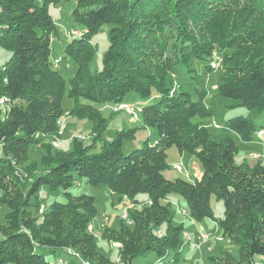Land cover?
Instances as JSON below:
<instances>
[{
    "label": "trees",
    "instance_id": "16d2710c",
    "mask_svg": "<svg viewBox=\"0 0 264 264\" xmlns=\"http://www.w3.org/2000/svg\"><path fill=\"white\" fill-rule=\"evenodd\" d=\"M62 1L69 0H0V48L11 52L0 64V190L6 194L10 184H16L15 178L20 179L15 169L25 175L27 184L24 191L17 188L11 197L5 195L1 201L9 211L4 214L7 223L0 222V264H85L83 260L87 264H119L120 260L122 264H134L136 257L148 253L164 263L168 253L173 251L175 258L184 243L180 237L182 225H172L170 205L165 200L171 193L184 199L192 218L212 219L222 239L237 247L238 259L224 252L228 261L216 259L214 264H264V163L256 160L254 165L235 164V140L226 136L216 141L197 123L198 118L208 119L213 112L206 103L205 86L193 92L182 86L170 91V72L179 65L191 71L189 82L202 83L203 74L199 75L188 63L203 59L207 51L190 45L177 53L175 63L170 58L158 62L148 52L154 32L161 29L163 6L176 9L182 23L203 21L216 14L204 20L206 24H216L208 28V33L230 50L224 53L226 68L217 93L247 108L261 110L264 0H74L71 17L81 28L80 32L70 30L72 39L64 49L77 65L68 81L50 59V39L57 28L48 7ZM240 16L259 26L243 31L248 23L242 24ZM230 23L233 26L222 28ZM105 24L110 26L109 43L101 70L92 74L89 63L94 48L90 37ZM129 92L144 100L158 96L141 108L140 117L137 114L143 128H155L158 136L153 145L124 152V141L133 140L138 128H121L107 140V117L101 108L109 107L112 114L118 111H113L118 104L130 106L125 100ZM65 93L73 100V106L66 110L62 107ZM64 113L87 119L95 132L88 144L73 139L69 151L53 152L43 137L58 139L57 121ZM223 127L248 142L255 124L235 116ZM260 130L264 127L257 133ZM40 141L43 146L39 147L44 150L39 159L42 171L29 175L27 168H19ZM172 145L199 159L203 169L200 178L188 181L164 177L168 167L165 150ZM75 174L91 185L104 184L119 200L123 195L135 200L140 193L148 198L144 206L129 213L132 225L120 223L118 229L108 233L110 240L119 243L117 262L97 251L96 239L88 232L90 222L98 215L94 197L67 191ZM42 186L64 190L66 200L53 201L39 215L42 202L38 192ZM211 195L223 203L222 218L214 217ZM39 248L53 253L61 249L72 259L57 255L47 260L37 251ZM256 256L262 258L256 261Z\"/></svg>",
    "mask_w": 264,
    "mask_h": 264
},
{
    "label": "rangeland",
    "instance_id": "374dc122",
    "mask_svg": "<svg viewBox=\"0 0 264 264\" xmlns=\"http://www.w3.org/2000/svg\"><path fill=\"white\" fill-rule=\"evenodd\" d=\"M75 6L74 0L62 1L58 4H51L48 7V12L54 21L57 32L52 35L51 41V53L50 59L61 58L60 62L56 65V69L63 75L66 81L72 77L76 70L75 61L65 52V46L71 41L70 30L72 28H81L77 25L72 17L71 11ZM165 5L160 9L161 15L159 17L161 29L158 32H154L152 47L148 50L149 53H153V59L160 62L167 58H170L172 63H175L177 53L181 52L186 47L193 45L202 52L207 51L204 58L201 60L191 59L188 63L189 67L194 68L195 72L201 77L202 83H196L195 81L189 82L188 75L191 71L187 69L185 65H179L171 73V93L176 91L180 86L186 90L193 92L194 88L201 89L205 86L207 91L206 103L212 108V116L207 118H198L197 123L206 128L209 133V137L216 141L223 140L226 136H230L236 142L237 153L235 156V164L243 165H254L256 160L252 158L255 153H260L264 156V138L261 139L260 134L258 135L257 130L260 127H264V108L261 110L250 109L242 105L238 100L224 97L217 93V85L221 81V77L225 72V52H230L223 44L211 39L208 33V28H214L215 23L206 24L204 20H209L216 17L206 16L203 21H186L182 23L180 16L176 14V9ZM218 7L221 5H217ZM227 5H224L226 7ZM223 7V8H224ZM239 6H237L238 9ZM222 9V8H221ZM242 24L248 23L243 31H247L248 27L259 26L252 21H246L240 16ZM227 26H233L231 23L223 25L225 29ZM109 25H102L91 37L90 42L94 48V54L92 60L89 63V68L92 74L99 72L102 68V60L104 53L108 46V29ZM264 31V29L262 30ZM186 37H191L192 40L187 42ZM146 50V51H147ZM227 50V51H225ZM197 53V52H196ZM11 52L0 48V64L7 60ZM156 54H159L156 56ZM209 67V69L205 68ZM191 81V80H190ZM158 96H153L149 99H140L133 92H129L125 96V100L130 104L129 109L133 110L132 117L125 110H121V105L113 107V111L118 110L115 113L110 108H101L103 116L107 117V127L104 131V138L111 140L114 138L116 132L123 128H138L135 132L134 139L131 141H124L123 149L124 152H128L134 148H140L141 146L148 144L153 145L157 139V130L152 127L142 126L140 118H137V114L140 117L141 108L147 104L156 101ZM73 104V100L68 98L65 93L62 100V107L66 110L69 109ZM235 116H243L251 119L255 124V129L251 133V141L244 142L236 134L227 131L223 124L229 118ZM215 122V123H213ZM92 129V125L87 119H78L73 116H69L68 113H64L60 122L58 123V139L52 140L51 137H43L45 142H48L54 150L69 151L71 149L72 140L78 139L85 144L90 141L91 135L95 132ZM258 135V136H257ZM259 137V138H258ZM197 140L199 135L196 136ZM52 141V144H51ZM242 141V142H241ZM43 143H36V148H32L29 152L30 158L26 161L22 167L27 168L29 175L35 176L42 171V166L39 163L40 156L44 153L42 147ZM99 147V143L95 150ZM1 154V153H0ZM166 162L168 164L167 169L163 171L165 178L175 180L180 178L183 180L193 181L195 178H200L203 169L199 159L188 153L180 152L175 145L165 150ZM6 159L3 158V161ZM174 164L181 165V171L178 172L174 169ZM30 165V166H29ZM11 168L14 170V165L11 162ZM18 166V165H17ZM13 172V171H12ZM20 179L15 178V185L10 184L8 192L3 193L0 190V222L7 223L4 214L9 209L1 204V201L7 197H11L17 188L24 191L27 184L24 183L25 175L20 173V170L15 169ZM16 174V173H15ZM21 176L23 179H21ZM31 179V178H29ZM28 179V181H29ZM26 181V180H25ZM72 195L87 194L94 197V204L98 208V215L93 218L88 227V232L94 235L96 239L97 251L102 253L107 259L112 261L113 259L117 262L119 259L118 249L119 243L110 240V229H118L120 223L125 224L121 215L124 212L130 216L131 211H135L137 208H141L146 204L148 198L146 194L140 193L136 196L135 200L128 199L126 196H122L121 200L115 194H112L104 184H98L96 186L89 184L84 177H79L75 174V181L67 190ZM38 196L42 202L37 213L42 215L45 207H47L53 201H65L66 195L64 190H50L48 186H42L38 192ZM137 200V201H136ZM166 202H169L172 215V225H182V234L180 237L184 240L182 248V255H185L186 260H189L190 264H214V260L223 259L228 261V257L224 255V252L231 254L233 259H238L237 247L229 244L226 238L222 239L221 231L216 224L210 218H203L202 220H196L189 214L187 203L176 193L168 194L165 198ZM31 200L30 202H32ZM210 205L213 209L214 217L216 219L223 217V203L221 200L216 199L214 195L210 197ZM42 209V210H41ZM43 211V212H42ZM182 211V212H181ZM42 212V213H41ZM34 213L33 215H35ZM37 215V214H36ZM34 217V216H33ZM126 225V224H125ZM207 233L208 239L206 242H200L199 233ZM180 250V249H179ZM37 251L42 252L47 260H53L57 255L66 256L61 249H58L56 253L50 252L48 249L39 248ZM170 257L167 261L162 264H172L170 260L173 256V251L169 252ZM68 260L72 257L66 256ZM212 257H215L212 258ZM217 257V258H216ZM221 257V258H220ZM179 256H173V263H177ZM262 257L256 256L255 260L258 261ZM148 261H151L148 263ZM155 255L148 253L145 256H138L133 260L134 264H154ZM83 262H86L83 260ZM12 264V263H5ZM161 264V263H160Z\"/></svg>",
    "mask_w": 264,
    "mask_h": 264
},
{
    "label": "built area",
    "instance_id": "2783aa9c",
    "mask_svg": "<svg viewBox=\"0 0 264 264\" xmlns=\"http://www.w3.org/2000/svg\"><path fill=\"white\" fill-rule=\"evenodd\" d=\"M72 32H80V29L79 28H75V31H72ZM52 40L53 39H50V43H51ZM60 60H61L60 56H59V58H53L51 60L53 66L56 67V65L60 62ZM120 105H121V110H125V112H128L129 114L133 115V110H130L128 105H125V104H120ZM213 123H215V122H213ZM263 138L264 137H261V139H263ZM255 160H258V161L264 163V156L261 155L260 153H255ZM121 218L123 219V221L125 222L126 225H132L133 222H134L131 216H126V212H125V214L121 215ZM88 227H91V226L89 225ZM206 234L202 233V232L199 233L200 242L203 240V237ZM153 263L154 264H160V258L155 259V261ZM119 264H122L121 260H120Z\"/></svg>",
    "mask_w": 264,
    "mask_h": 264
},
{
    "label": "bare ground",
    "instance_id": "6f19581e",
    "mask_svg": "<svg viewBox=\"0 0 264 264\" xmlns=\"http://www.w3.org/2000/svg\"><path fill=\"white\" fill-rule=\"evenodd\" d=\"M58 123L60 122V119L57 121ZM261 135V136H263L264 137V130H260V131H258V135ZM0 152H1V149H0ZM252 157L255 159V154L254 155H252ZM174 169L176 170V171H178V172H180L181 171V165L180 164H174ZM42 210V209H41ZM182 212V211H181ZM123 214H125V212L123 213ZM122 214V215H123ZM126 216H128L127 215V212H126ZM207 239H208V235H205L204 237H203V240H202V242H206L207 241ZM161 263V262H160ZM85 264H87L86 262H85ZM162 264V263H161Z\"/></svg>",
    "mask_w": 264,
    "mask_h": 264
},
{
    "label": "crops",
    "instance_id": "0c3cea01",
    "mask_svg": "<svg viewBox=\"0 0 264 264\" xmlns=\"http://www.w3.org/2000/svg\"><path fill=\"white\" fill-rule=\"evenodd\" d=\"M236 136H237V135H236ZM257 136H258V135H257ZM258 138H259V137H258ZM241 142H242V141H241ZM111 193H112V192H111ZM112 194H114V193H112ZM213 222H214V221H213ZM181 251H182V248H180V251H179V254H178L179 258L177 259V260H178L177 263H176V262L173 263V260H175V259L172 260V258H173V256H172V258L170 259V260L172 261V264H190V263H188L189 260H186L185 255H182V256H181V254H182ZM170 256H171V255H169V253H168L167 258L170 257ZM167 258H165L164 261H167ZM149 262H151V261H148V263H149Z\"/></svg>",
    "mask_w": 264,
    "mask_h": 264
}]
</instances>
